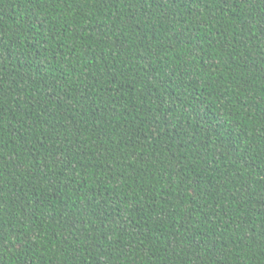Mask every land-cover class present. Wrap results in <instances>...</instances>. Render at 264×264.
<instances>
[{
	"label": "trees",
	"instance_id": "trees-1",
	"mask_svg": "<svg viewBox=\"0 0 264 264\" xmlns=\"http://www.w3.org/2000/svg\"><path fill=\"white\" fill-rule=\"evenodd\" d=\"M0 264H264V0H0Z\"/></svg>",
	"mask_w": 264,
	"mask_h": 264
}]
</instances>
